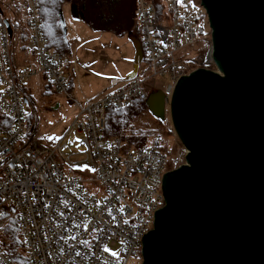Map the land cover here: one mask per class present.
Instances as JSON below:
<instances>
[{"label":"built area","instance_id":"1","mask_svg":"<svg viewBox=\"0 0 264 264\" xmlns=\"http://www.w3.org/2000/svg\"><path fill=\"white\" fill-rule=\"evenodd\" d=\"M133 14L141 50L133 75L75 99L65 72L76 61L49 48L37 0H0V234L8 225L17 231L25 264H126L140 258L141 238L163 206L166 156L157 144L127 150L121 138L105 137L104 113L160 91L166 116L187 67L212 65L210 30L199 0H133ZM41 77L75 112L52 146L38 144L24 120L25 84ZM75 133L82 160L72 163L63 151ZM183 163V155L172 160L174 169ZM0 264H16L1 246Z\"/></svg>","mask_w":264,"mask_h":264},{"label":"water","instance_id":"2","mask_svg":"<svg viewBox=\"0 0 264 264\" xmlns=\"http://www.w3.org/2000/svg\"><path fill=\"white\" fill-rule=\"evenodd\" d=\"M199 1L215 70L195 69L172 91L167 120L184 163L162 175L140 264H264V0ZM58 20L65 42L61 11ZM126 37L129 78L141 50ZM144 105L165 120L160 91Z\"/></svg>","mask_w":264,"mask_h":264},{"label":"rangeland","instance_id":"3","mask_svg":"<svg viewBox=\"0 0 264 264\" xmlns=\"http://www.w3.org/2000/svg\"><path fill=\"white\" fill-rule=\"evenodd\" d=\"M84 1H86V6L88 7L91 0ZM127 2L128 0H117V5L121 11L125 12ZM69 3L72 2L69 1L62 5L61 13L66 29L65 44L69 50L68 55L75 59L76 64H74V71L73 67L68 66L65 73L70 80V96L75 99H81L98 92L106 85L109 79L122 78L129 73L131 71L133 51L125 34L116 36L111 33L95 31L83 21L81 15L76 11H71L74 1L73 4ZM134 22L133 14V26ZM134 35L136 36V32ZM198 68L215 70L213 65L210 64L204 65V67L192 65L187 67L188 70ZM165 81L166 79H163L161 82ZM24 91L28 103L24 105L23 111L24 120L28 122V129L30 132H34L38 144L52 146L60 137L64 127L74 116L75 112L72 104L61 95L49 90L45 86V80L42 77L37 82H27ZM55 104L57 109H53ZM134 123L135 127L145 136L146 140L143 146H150L156 143L159 151L166 156L165 170L174 169L172 160L176 155H184V150L174 135L172 127L167 120V115L164 121L156 122L154 118L142 111L137 115ZM49 137L52 139H48ZM69 139L71 145L63 153L69 156L70 162H79L82 160L78 154L82 151V147L78 145L81 135L75 133ZM135 144H137L135 140L131 142L123 140L122 148L128 150L131 147H136L137 145ZM109 252L117 253V249H112ZM140 262L141 259L137 257L130 258L126 264H140Z\"/></svg>","mask_w":264,"mask_h":264},{"label":"trees","instance_id":"4","mask_svg":"<svg viewBox=\"0 0 264 264\" xmlns=\"http://www.w3.org/2000/svg\"><path fill=\"white\" fill-rule=\"evenodd\" d=\"M69 1L72 2L69 4H73L74 1L71 11H76L81 15L83 21L95 31L111 33L116 36L129 33L134 35V26L132 24L133 0H128L125 12L120 10L117 0H91L88 7L84 0H37L41 32L53 52L66 55L69 53L68 47L62 38L58 20V11H61L62 5ZM205 53L206 50L199 55L198 60L200 63H203ZM45 86L48 88L46 81ZM142 111L150 116L144 102H135L131 106L120 110L107 108L104 113V130L102 134L105 137L116 136L127 142L135 140L137 141L136 147L143 146L146 140L145 136L135 127L134 123L137 115ZM156 122L160 121L156 120ZM0 246L3 253L16 264H25L22 257L18 254L19 237L12 226L8 225L2 230Z\"/></svg>","mask_w":264,"mask_h":264},{"label":"snow or ice","instance_id":"5","mask_svg":"<svg viewBox=\"0 0 264 264\" xmlns=\"http://www.w3.org/2000/svg\"><path fill=\"white\" fill-rule=\"evenodd\" d=\"M177 2L180 3L181 0H177ZM48 139H52V138L49 137ZM81 170H83V169H81ZM90 171H93V172H94L95 169H90ZM33 200L35 201V196H33ZM122 210H123V209H121V211H122ZM5 216H6V213L3 212L2 210H0V220L4 219ZM69 239H75V237L72 236V237H69ZM24 243H27V241H24ZM82 243H87V242L85 241V242H82ZM103 251H104V252H109V249H108L107 247H104V248H103ZM76 255L79 256L80 253L77 252ZM110 255H112L113 257H115L117 254H116L115 252H111Z\"/></svg>","mask_w":264,"mask_h":264},{"label":"crops","instance_id":"6","mask_svg":"<svg viewBox=\"0 0 264 264\" xmlns=\"http://www.w3.org/2000/svg\"><path fill=\"white\" fill-rule=\"evenodd\" d=\"M37 81H39V80H35L34 82H37Z\"/></svg>","mask_w":264,"mask_h":264},{"label":"flooded vegetation","instance_id":"7","mask_svg":"<svg viewBox=\"0 0 264 264\" xmlns=\"http://www.w3.org/2000/svg\"><path fill=\"white\" fill-rule=\"evenodd\" d=\"M56 105V104H55ZM54 106V105H53Z\"/></svg>","mask_w":264,"mask_h":264},{"label":"bare ground","instance_id":"8","mask_svg":"<svg viewBox=\"0 0 264 264\" xmlns=\"http://www.w3.org/2000/svg\"><path fill=\"white\" fill-rule=\"evenodd\" d=\"M168 115V114H167Z\"/></svg>","mask_w":264,"mask_h":264}]
</instances>
